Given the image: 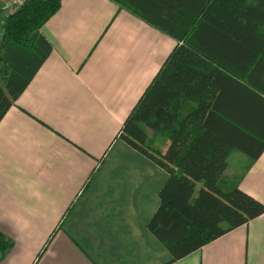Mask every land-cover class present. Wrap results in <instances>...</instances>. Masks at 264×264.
Listing matches in <instances>:
<instances>
[{
	"label": "crops",
	"instance_id": "crops-1",
	"mask_svg": "<svg viewBox=\"0 0 264 264\" xmlns=\"http://www.w3.org/2000/svg\"><path fill=\"white\" fill-rule=\"evenodd\" d=\"M42 32L0 118V264H264V213L172 263L147 228L168 175L117 134L176 42L111 0H61ZM249 162L232 151L221 182L264 203V150Z\"/></svg>",
	"mask_w": 264,
	"mask_h": 264
},
{
	"label": "trees",
	"instance_id": "trees-1",
	"mask_svg": "<svg viewBox=\"0 0 264 264\" xmlns=\"http://www.w3.org/2000/svg\"><path fill=\"white\" fill-rule=\"evenodd\" d=\"M111 1L176 42L117 134L168 175L147 228L172 263L264 213L221 182L232 151L249 167L264 150V0ZM60 3L4 16L0 118L51 53L42 27ZM11 248L0 231V261Z\"/></svg>",
	"mask_w": 264,
	"mask_h": 264
},
{
	"label": "rangeland",
	"instance_id": "rangeland-1",
	"mask_svg": "<svg viewBox=\"0 0 264 264\" xmlns=\"http://www.w3.org/2000/svg\"><path fill=\"white\" fill-rule=\"evenodd\" d=\"M16 0H0V43H1V35H2V23L4 16L12 10L13 5L15 4ZM19 6H16V9ZM2 64L0 63V69H1ZM0 86L3 87V82L1 79V74H0ZM231 158H234V155H232ZM201 184V183H200ZM201 186V185H200ZM199 188V184H197V188L195 191V195L197 194V190Z\"/></svg>",
	"mask_w": 264,
	"mask_h": 264
},
{
	"label": "built area",
	"instance_id": "built-area-1",
	"mask_svg": "<svg viewBox=\"0 0 264 264\" xmlns=\"http://www.w3.org/2000/svg\"><path fill=\"white\" fill-rule=\"evenodd\" d=\"M24 1H25V0H16V1H15V4H14L13 7H12V10L9 11V12H12L13 10H15V9H16V6H19V5L23 4Z\"/></svg>",
	"mask_w": 264,
	"mask_h": 264
}]
</instances>
